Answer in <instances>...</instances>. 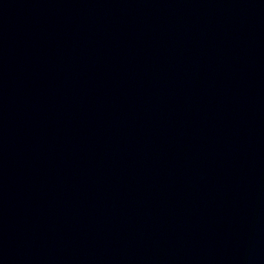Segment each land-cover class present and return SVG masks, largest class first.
Returning <instances> with one entry per match:
<instances>
[{"label":"water","instance_id":"1","mask_svg":"<svg viewBox=\"0 0 264 264\" xmlns=\"http://www.w3.org/2000/svg\"><path fill=\"white\" fill-rule=\"evenodd\" d=\"M0 264H264V0H0Z\"/></svg>","mask_w":264,"mask_h":264}]
</instances>
